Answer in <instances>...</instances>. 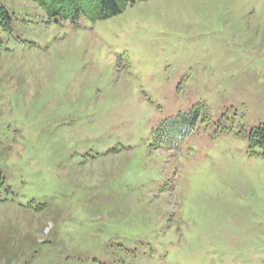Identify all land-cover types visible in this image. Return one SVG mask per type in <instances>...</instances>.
Wrapping results in <instances>:
<instances>
[{
	"label": "rangeland",
	"instance_id": "1",
	"mask_svg": "<svg viewBox=\"0 0 264 264\" xmlns=\"http://www.w3.org/2000/svg\"><path fill=\"white\" fill-rule=\"evenodd\" d=\"M0 4V264H264V0Z\"/></svg>",
	"mask_w": 264,
	"mask_h": 264
},
{
	"label": "trees",
	"instance_id": "2",
	"mask_svg": "<svg viewBox=\"0 0 264 264\" xmlns=\"http://www.w3.org/2000/svg\"><path fill=\"white\" fill-rule=\"evenodd\" d=\"M42 6L50 17L70 19L77 23L82 16L95 22L121 14L128 5L146 0H34ZM0 24L3 30L10 29L11 13L0 4ZM170 127L180 132V116L169 121ZM252 137L264 151V125L252 131ZM2 181V180H1ZM2 185V182H0ZM0 192V203L4 202Z\"/></svg>",
	"mask_w": 264,
	"mask_h": 264
}]
</instances>
